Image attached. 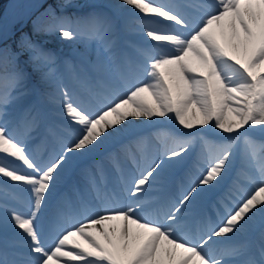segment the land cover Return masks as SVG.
I'll use <instances>...</instances> for the list:
<instances>
[{"label": "snow or ice", "instance_id": "snow-or-ice-1", "mask_svg": "<svg viewBox=\"0 0 264 264\" xmlns=\"http://www.w3.org/2000/svg\"><path fill=\"white\" fill-rule=\"evenodd\" d=\"M66 6L70 5H61ZM120 6L131 9L134 24L102 6L77 23L85 26L91 38L107 45L129 27L142 33L147 43L135 51L142 59L143 79L126 80L121 94H113L95 110L73 102L65 91L64 112L79 129L73 140L63 144L62 151L46 163L31 155L26 144L39 125L33 108H22L14 120L0 119V179L6 178V186L8 181L15 183L14 192L3 196L15 200L16 193H26L28 197L26 210L3 209L4 218L20 230L24 243L35 254L22 264H264V142L249 136L251 129L264 131V0H193L186 5L120 0ZM185 7L195 9V15L185 14ZM55 19L62 37L77 35L65 27L64 18ZM163 22L169 23L165 28L157 27ZM31 51L33 61L45 66L53 62L38 46L31 45ZM33 70L38 72L39 68L34 65ZM3 79L0 117L25 95L29 74L16 65ZM154 117L174 118L186 130L211 124L226 134L228 142L209 149L204 173L174 209L157 217L143 215L144 202L139 196L150 178L158 174L161 164L154 163L125 189L130 203L110 207L109 194L97 190V198L104 204L102 210L91 212L85 206L91 215L70 222L51 244H46L38 226L39 216L69 154L98 149L121 126L126 127L125 122L130 124V118ZM160 135L167 159L182 157L188 151L190 140ZM168 141L171 146H167ZM238 144L242 145L245 176L251 187L217 225L208 226L195 238L178 235L182 208L201 186L219 184L225 178ZM9 157L20 165L10 166ZM257 220L262 227L258 255L246 242L232 243ZM221 237L226 239H217ZM0 264L8 262L0 260Z\"/></svg>", "mask_w": 264, "mask_h": 264}, {"label": "rangeland", "instance_id": "rangeland-1", "mask_svg": "<svg viewBox=\"0 0 264 264\" xmlns=\"http://www.w3.org/2000/svg\"><path fill=\"white\" fill-rule=\"evenodd\" d=\"M172 5H180L183 2L171 0ZM161 2V1H160ZM163 3L168 2L162 0ZM61 5H70L66 7H61ZM102 6L104 10L108 11L112 15H117V13H120L124 10V8L127 7H121L120 6V0H97V1H89V0H62L59 3H56L55 9H53L51 6L47 5V7L37 8L27 19L25 25H23L18 31L14 32L12 36L6 37V39L0 43V49H3L6 44H10V48L7 50H4L1 55L6 54L4 57L8 56L10 60L6 61L4 65L6 67L3 69V73L0 72V90L4 88V85L6 81L3 79L6 72L10 74L13 71L15 64V60H17V56H22L24 60L26 61V67L21 65V68H24L28 74H29V80L27 81L25 93L29 97H33L36 94L41 96V98L44 99L45 102H52L51 99H60L64 100V90L65 88H61V85H63V82L59 79V74L62 73L63 69L66 71H73L76 72L77 75L74 79H79L81 76H90L94 73L100 71L99 68H102L103 66L109 68L112 71V74L117 79V83L111 82L110 89L107 87L102 88L103 91L108 93V95L112 96L111 91L122 92L123 91V85L126 80H132L134 78H142V72L141 68L139 67V64L142 63L141 57L137 55L136 52L128 53L131 55L132 60L131 64H127L123 59L124 64H120L112 59V55H120L126 56V54L123 52V48L127 51L129 47V43L115 40L114 45L110 46L107 44H102L100 42H97L93 38H91L87 34V30L85 26L82 23H77V20H73L70 17L67 16L65 12L66 10H70L71 14L79 15L80 18L86 17L90 12L94 11L95 8H98ZM56 11L60 13L59 17L64 18L65 20V27L70 28L74 32L77 33V35L74 38H64L60 35L59 31L57 30V25L59 24V21L55 19V17H58L56 14ZM53 13L55 14V17L53 16ZM62 13V15H61ZM49 15V17H48ZM70 16V14H69ZM30 22V26L26 28V24ZM130 24V23H129ZM134 24V20L132 19V23L130 25ZM166 26L162 27L165 28ZM130 28V27H129ZM129 28L127 30L121 31L116 39L122 36V34L129 33ZM37 34V35H36ZM31 45H36L40 49H42L45 53L50 54L52 57V63H48L47 66L43 62H35L32 60V51H31ZM79 50L85 52H79ZM81 53V54H78ZM110 52H112L110 54ZM0 55V56H1ZM120 57H118L119 59ZM9 62V63H8ZM68 62L73 63L75 65V70L73 69L72 65H69ZM8 63V65H7ZM84 63V65H82ZM112 63L114 66H112ZM60 64L59 67L57 65ZM34 65L39 68V71H34ZM87 67H89L88 70L91 71V73L88 72ZM133 68H135V71H133ZM127 72V73H125ZM33 80V81H32ZM73 80V79H71ZM73 82V81H72ZM71 82V83H72ZM70 89H72L70 84ZM115 88V89H114ZM66 91V90H65ZM71 93V91H68ZM67 92V93H68ZM97 99H102L106 103V99L101 95L99 92L96 93ZM92 109H97L101 104L96 103L95 100H92ZM31 105V101L28 105V107ZM59 107H63V102L59 105ZM90 108V107H89ZM8 111L5 109V112ZM64 111V109H62ZM21 114V113H20ZM19 114V115H20ZM43 114L39 113L38 117L40 118ZM43 117V116H42ZM0 119H3V117H0ZM66 122V121H65ZM63 125V124H62ZM66 126L69 129H72L74 131V135L70 133V130H67L64 128ZM62 126V134L64 138H71L73 139L77 131L79 129L78 125L73 124L70 119H67L66 125ZM171 127V125H168ZM65 133V134H64ZM161 133H167L170 136L174 137H181L183 139H198L201 146L205 145H217V144H223L227 143L228 141L225 139V137L221 140L216 138V134H213L210 136V134L205 133L204 130L198 129L194 130V135H185V133H177L173 130H171L169 127L165 125H158L153 127L148 132H141L134 135H130L126 137L125 139L119 141L115 146L110 147L107 149L105 153H102L100 156L93 158L88 164L87 167H89V171H87V167L84 166L81 169V173L83 172L84 177H86L89 184L93 185L96 183L92 180L90 176L91 168L96 165V167H100L102 165L101 162H108V163H114V160H116L117 155H129V154H136V152H140L143 149L147 148L149 150H152L154 148V143L159 141V139L162 137ZM254 137H251V136ZM249 136L253 139H255L257 142H264L263 140L255 138L256 135L249 133ZM171 146V142L168 141V145ZM238 146V145H237ZM198 150H204L202 147L198 148ZM234 155L230 161V164L228 165L227 169L229 171L232 169V176L225 180L224 183H222V186L220 187V190L215 193V196L222 195L225 199V203L223 204L225 206H232L231 199H228L226 194L228 196H231L232 199H239V197L242 195L243 192L238 190V187L233 186V183L235 182V179H239L241 182V185L243 186V191L248 190V188L251 187L248 180L243 177L240 173L236 170V167L238 166V162L242 159V155L238 152V147H234L233 149ZM129 153V154H128ZM77 158V167L83 166L85 161H82V158ZM7 161L13 162V158H8ZM241 162H239L240 164ZM125 169L126 168H121ZM144 169L142 166L139 170V173ZM196 169V168H195ZM206 169V168H205ZM204 169V170H205ZM204 170L200 169V173L197 176H194L193 181L191 180L190 183L178 193H182L186 191L191 190L192 186L195 185V183L198 181L199 177L202 173H204ZM93 171V170H92ZM103 172V170H101ZM236 171V172H235ZM93 172H91L92 175ZM162 178H166V175H161ZM197 178V179H196ZM186 179H184L182 176H180L179 182H185ZM165 185V183H164ZM207 186H201L197 193H194L192 202L195 204L202 203L206 195L209 193V189L206 188ZM229 187V189H227ZM160 187L156 188L154 191H158ZM3 193H6V190L2 187H0V198H4ZM185 193V194H186ZM174 198L177 201H180V195H177L175 193ZM216 199L214 197L212 200ZM166 202V201H165ZM215 203L217 206H220L218 200H215ZM167 204H171V201L166 202ZM180 226H183V229H187V221H183L180 223ZM186 227V228H185ZM194 235H193V234ZM190 233V237H197L194 232ZM223 247V246H221Z\"/></svg>", "mask_w": 264, "mask_h": 264}, {"label": "bare ground", "instance_id": "bare-ground-1", "mask_svg": "<svg viewBox=\"0 0 264 264\" xmlns=\"http://www.w3.org/2000/svg\"><path fill=\"white\" fill-rule=\"evenodd\" d=\"M89 1L94 2L97 0H89ZM180 1L181 2H188L186 4H190L193 2V0H180ZM155 2L160 3L158 1H155ZM196 2H198V3H211L212 0H196ZM166 3L170 4V2H166ZM180 5H182V4H180ZM32 11H33V9H30L28 11L27 15L29 13H31ZM117 15L120 16L123 20L128 21L130 24L132 23V19L134 20V16L131 12V9H128V8H124V10L120 13H117ZM190 15H195V9H194V11H191ZM7 18H8V15L5 14L0 19V35L3 33L5 36H7V34L9 33L11 26L8 28H3L1 26L2 21H4ZM134 29H135L134 27H130L129 28L130 33L122 34L121 37H119L118 39L115 38V40H120L123 42L127 41L126 43H128L131 36L133 37V35H134V33L132 32ZM140 37L142 38L143 36H140ZM113 45H114V43H112L110 46H113ZM79 52H82L85 55V52H83L81 50ZM79 52H78V54H81ZM123 52L126 54V56L128 55V52L125 49H123ZM111 53L112 52H110V54ZM121 56H123V55L121 54ZM121 56L119 59L120 61H121ZM114 57H116L118 59V55L114 54L112 56V58L114 59ZM68 64L72 65L73 69L75 70V68H74L75 65L70 64L69 62H68ZM82 65H84V63ZM59 66H60V64L57 65V67H59ZM139 67L142 69V63L139 64ZM101 70L108 72V69L105 66H103L101 68ZM133 71H135V68H133ZM89 73H91L90 70H89ZM125 73H127V72H125ZM61 74H62L61 79H62L63 84H64V85H61L62 89L66 87L65 85L68 84V81L70 79H74L75 77L78 76L76 72L66 71L65 69H63ZM90 77L94 78V79L96 78L95 75L90 76ZM142 78H144L143 75H142ZM82 84H83V82H82ZM65 90H64V92H65ZM116 90H118V89H116ZM116 90H114V91L110 90L109 92H111L112 95L122 93V92H118ZM66 92H67V90H66ZM103 97L106 99V101L109 98H111V96L108 95V93H106V94L103 93ZM54 101L59 102L62 100L60 98V99H54ZM33 102H32L33 104H31L29 108L36 107L37 111H40V112H43L45 110H48L50 113L54 112L53 108L55 107V105L52 103L49 104L48 102H45L44 99L41 98V96H39L38 94H36V98H35V100H33ZM97 103L102 104V103H106V102L102 99H99L97 101ZM93 110H95V109H93ZM62 114H63V116H66L65 113H62ZM130 121H131L130 124L128 122H125L127 126L126 127L121 126V130L118 133H113V135L111 137H109L107 140H105L103 145L101 147H99L98 149H96L94 151H90V152H88V151L76 152V155L79 158H82L83 161H87V160L91 159L92 157H97V156H100L102 153H105L107 151V149H109L112 146H115L116 143L125 139L126 137H128L130 135L137 134V133H141V132H148L153 127L158 126V125H165V126L171 125L170 129L177 132V133H188L189 131L194 133V130H195V129H193V130L183 129L182 126H180L178 124V122L175 121L174 118H169V117H163V118L154 117L151 120H148L147 118H130ZM56 127H61V124L57 123ZM200 129L204 130L205 133L210 134V136L213 134H216L215 136L219 140L223 139L226 135V134H223L219 129H215L211 124L200 127ZM249 133L256 135L255 138H257V139H260V140L264 139V131H261V129L259 127L249 130ZM251 137H254V136H251ZM164 145H165V142H164L163 137H161L159 139V141L156 140V142L154 143V148H153L154 150H152L153 152H151V156H150V153L148 154V156H150V159H153L155 154L158 153V151L163 149ZM200 147H202L204 152L202 150H198V148H200ZM211 147L212 146L209 144L205 145V146L204 145L201 146L198 139H195V138L190 139V145L188 148L190 151V154H189L190 156L186 160H183L180 162L181 166L182 165H184V166L181 168V167H177L176 165H174L173 167L169 168V165H165V168H169V172H171L170 174L166 175L167 176L166 178H169L171 175L175 176L174 180L172 181V183L167 188L168 193L177 194L178 191H180L181 189H183L184 187L187 186V183L189 181L194 179V176L199 175L200 169L204 170L207 167L206 158L208 155V151ZM236 147H238V152H239V154H241L242 145L238 144V146H236ZM171 160H174V162H178L179 159L174 158ZM150 162H152V161L150 160ZM239 162H241V163L239 164ZM239 162H238V166L236 167V170L240 173H244L241 175L242 176L244 175L243 177L246 178V176H245L246 168H245L243 159H241ZM77 163H79V162H77V158L69 157L68 162L64 165L63 169L61 170V175L58 178L59 179L58 181L60 182V181L64 180V177H62L64 172H65L66 177L72 176L73 172L76 169ZM169 163H171V162L169 161ZM10 165H13V163H11ZM106 166L108 167V165H106ZM95 168H97V167L96 166L92 167V169H95ZM229 169L226 168L225 178L222 181H220L219 184H216L215 182H213V185H215V186L207 185L206 188L209 189V193L206 195V198L202 203L195 204L192 202L193 200H190V202L184 206V209L181 210V213L179 214V216L182 214V217L180 216V223L183 222V220H187L188 224L186 227H188L189 230L193 231L197 236H199L203 231H206L208 226L217 225L220 222L221 217L226 215L227 210L234 207L235 204L239 201V199H231L232 206L226 207L224 205V206L219 207V208L216 207L212 211L208 209V206H206L207 205L206 201L212 196V194L214 192H216L220 189L221 182H223L225 179H227L231 175L232 170L229 171ZM159 173H161L160 170H158V174H154V177L150 178V183L146 184L144 186L145 189H148V191L151 192V191H153V189H155L157 187L158 184H161L164 182V180L166 178L164 179V178L160 177L161 174H159ZM165 174H167V172H165ZM123 175L125 177L132 178V180L134 181V178L139 176L140 174L138 173V170H136V173H135L134 170L129 169L128 171H126V173H123ZM180 176H182L184 179H186V181L185 182H179ZM155 179L158 181L156 183H153L152 181H154ZM5 180H6V178L0 179V181H3L2 185H4V186H5ZM58 181L55 183V186H54L55 188L58 186ZM234 181L235 182L233 183V186L238 187L237 188L238 190H240L241 192H244L242 189L243 186L241 185L240 180L235 179ZM9 183H10V181L7 182V185ZM54 187L51 189L50 194H54L58 190V188L55 189ZM58 187H60V186H58ZM108 189H110V187H108ZM85 191H90V189H85ZM118 191H121V189H118ZM146 203H148V202H145V204ZM1 210L2 209H0V241L6 240V241H8L9 244L14 246V251H15L16 256L20 257V260H18V261L20 262V264H22V262L28 260L30 257H33L35 254L31 253L29 251L27 245L24 243L23 237L19 234L20 230L15 229L13 226L10 225V223L4 218V212ZM73 215L77 216V212L74 213ZM60 220L64 221L65 216H62ZM261 231H262L261 223L259 220H257L256 224L250 230H248L246 233L237 234V236L233 238L232 243H238V242L239 243H245L246 242L250 245L252 252L256 253L258 255L257 249L261 243ZM217 239L220 241H224L226 238L221 237V238H217ZM222 245H224V244H222ZM0 260L6 261V259H4L1 255H0ZM8 264H9V262H8Z\"/></svg>", "mask_w": 264, "mask_h": 264}, {"label": "water", "instance_id": "water-1", "mask_svg": "<svg viewBox=\"0 0 264 264\" xmlns=\"http://www.w3.org/2000/svg\"><path fill=\"white\" fill-rule=\"evenodd\" d=\"M41 1L40 0H7L0 14V19L5 14L8 15V18L2 21L1 26L3 28H8L20 19H22L21 23H23L26 17L29 15V14L27 15L28 11L30 9H35L36 7H38V3H40ZM5 37L6 36L2 33L0 35V42H2L5 39Z\"/></svg>", "mask_w": 264, "mask_h": 264}, {"label": "trees", "instance_id": "trees-1", "mask_svg": "<svg viewBox=\"0 0 264 264\" xmlns=\"http://www.w3.org/2000/svg\"><path fill=\"white\" fill-rule=\"evenodd\" d=\"M62 0H45L44 3L41 5V8L47 7V5L51 6L53 9H55V5L56 3H59ZM6 0H0V13L2 11V8L5 4ZM57 13V11H56ZM49 17V15H48ZM26 28H28V26H30V22L26 24ZM8 48H10V44H6L4 46L3 49L7 50ZM2 54V52H0V55ZM6 55V54H5ZM4 54L0 56V72L3 70L4 65L2 66V64L4 63V60H2V58L5 56Z\"/></svg>", "mask_w": 264, "mask_h": 264}]
</instances>
